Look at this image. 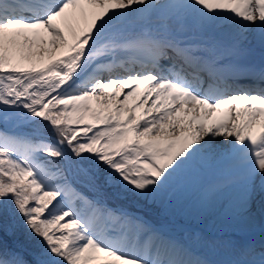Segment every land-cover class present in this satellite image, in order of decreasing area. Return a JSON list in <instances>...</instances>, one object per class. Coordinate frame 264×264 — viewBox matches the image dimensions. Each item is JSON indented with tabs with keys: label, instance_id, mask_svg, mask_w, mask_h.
Listing matches in <instances>:
<instances>
[{
	"label": "snow or ice",
	"instance_id": "1",
	"mask_svg": "<svg viewBox=\"0 0 264 264\" xmlns=\"http://www.w3.org/2000/svg\"><path fill=\"white\" fill-rule=\"evenodd\" d=\"M253 42L264 0H0V264H213L124 202L222 162L202 203L264 217V68L225 84Z\"/></svg>",
	"mask_w": 264,
	"mask_h": 264
},
{
	"label": "rangeland",
	"instance_id": "2",
	"mask_svg": "<svg viewBox=\"0 0 264 264\" xmlns=\"http://www.w3.org/2000/svg\"><path fill=\"white\" fill-rule=\"evenodd\" d=\"M199 172H204V169L202 170H198L196 171L194 174H197ZM194 174L189 173L187 175H185V179L188 178L189 176H193ZM215 174V173H214ZM214 174L210 175L209 177H206L205 173H203L202 177L198 180V182L196 184H194L193 186H191L190 188L188 187L187 183H182L180 186L179 191H173L168 197L164 196V192L160 193V197L161 199L166 198V202H168V204H178V205H182L184 203V199L187 198V196H183L184 192L188 189V192L190 191V193H192L196 188H198V186L206 181L209 182L214 178ZM186 182V181H185ZM176 206V205H174ZM217 207V206H215ZM215 207H213L212 209H210L211 213L215 211ZM172 212H174V209H171ZM257 212L258 208L256 211L253 212L252 217L251 218H246V219H240L238 216H235L233 214H230L228 211L226 212V216H221L219 217V222H221L222 225L224 226H230L231 228L236 227L237 229H239L240 231L243 232H255L258 231V219H257ZM139 214V213H138ZM170 220H172L173 222H171L170 224H168V227H171L173 229V231H186L188 233H190L192 231V236L196 237L198 242L202 243V246H206V249H209V246L206 245V240L207 238H209V235L206 234V232L201 228V226H204L206 224V220L207 217L205 218V215L200 217V224L199 226H197L196 229H193L192 226L190 225H186L184 221H181V217L176 216V215H171L170 217H168ZM172 234V233H171ZM260 236V234H257ZM183 238H189L188 235H181ZM213 237V241L217 242L219 236L216 233H213V235H211ZM229 236V234L226 235H221L222 238L226 239ZM258 238V237H257Z\"/></svg>",
	"mask_w": 264,
	"mask_h": 264
},
{
	"label": "bare ground",
	"instance_id": "3",
	"mask_svg": "<svg viewBox=\"0 0 264 264\" xmlns=\"http://www.w3.org/2000/svg\"><path fill=\"white\" fill-rule=\"evenodd\" d=\"M225 28L227 29V26H225ZM121 72H122V71H121ZM122 74H123V73H122ZM107 75H108V74H107ZM221 164H222V162H214V163H211V164H209V165L206 167V169H207L206 171H212L213 169L218 170V168H220L219 165H221ZM217 167H218V168H217ZM197 176H198V174L195 175V177H197ZM192 179L194 180V178H192ZM223 205H224V204H223L222 202H217V203H215V206H217V209H221ZM225 208H226V211H228L230 214H232V213L229 211L227 205L225 206ZM217 209H216V210H217ZM257 215H258V219H259V222H260V220H262L263 217L260 216L259 212H257Z\"/></svg>",
	"mask_w": 264,
	"mask_h": 264
}]
</instances>
